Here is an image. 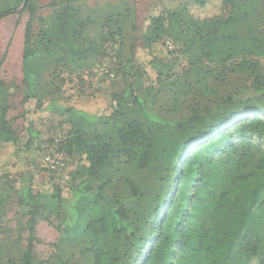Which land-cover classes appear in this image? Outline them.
I'll use <instances>...</instances> for the list:
<instances>
[{
	"label": "trees",
	"instance_id": "trees-1",
	"mask_svg": "<svg viewBox=\"0 0 264 264\" xmlns=\"http://www.w3.org/2000/svg\"><path fill=\"white\" fill-rule=\"evenodd\" d=\"M84 1L55 0L51 5L57 8L39 17L37 33L33 32L37 7L30 2L24 5L30 19L22 54L26 89L23 136L2 120L0 151L5 145L10 151L7 160L0 159V179L5 168L30 163L34 142L40 137L32 115L45 108L40 90L46 73L50 71L47 84L55 85L61 93L74 78L80 85L79 93L84 94V73L97 65L106 44L121 38V29L113 20L103 23L96 37L87 35L91 23L76 7ZM222 1L224 15L207 19L191 16L184 20L182 13L187 15L191 3L205 6L210 0H185L177 8H156L142 36L148 47L160 40L184 39L187 50L197 52L196 61L218 62L220 74L240 71L254 76L250 84L227 97L231 104L238 102L237 109L218 134L199 133V141L185 145L189 147L183 165L173 169L176 182L167 186L166 205L156 206L139 227L135 210L127 202L146 200L148 189L130 181L131 194L125 198L113 188L122 165L139 172L152 162L155 140L141 116L150 123H166L151 99L138 93L132 75L126 73V86L113 94L115 106L110 114L92 113L51 99L46 109L59 112L70 126L64 139L58 140L57 150L76 156L80 165L72 171L68 185L39 183L31 176L15 189L22 194L20 202L28 206L30 218L27 246L12 264H44L34 257L37 217L42 212L59 220L61 241L79 242L81 254L91 264H251L255 259L257 264H264V110L250 104L254 99L264 100V69L259 61L264 56V0ZM15 10L5 8L0 17ZM148 63L152 68L162 65L156 58ZM162 75L158 72L153 82L159 83ZM242 106L249 109L242 111ZM237 116L242 119L239 126L245 128L240 138L233 130L235 125L229 126ZM199 119V113L191 116L192 122ZM242 143L257 147V166L249 173L239 170L228 189L216 191L215 187L220 188L217 171L227 163L221 159L237 154ZM244 158L242 152L236 161L239 169L245 165ZM60 260L57 264H75V258L63 263Z\"/></svg>",
	"mask_w": 264,
	"mask_h": 264
},
{
	"label": "rangeland",
	"instance_id": "rangeland-1",
	"mask_svg": "<svg viewBox=\"0 0 264 264\" xmlns=\"http://www.w3.org/2000/svg\"><path fill=\"white\" fill-rule=\"evenodd\" d=\"M55 0H0V11L5 8H16L15 12L0 17V126L5 119L20 136H23L25 110L24 97L26 89L23 85V48L25 41V27L30 19L29 10L24 5H36L33 32L40 28L39 17L51 14L57 7L51 4ZM185 0H86L76 3L81 16L91 23L86 29L87 35L96 37L101 25L108 20L120 27L121 38L106 44L105 54L99 58L97 65L84 73L86 82L81 85L84 94L79 93L78 80L74 79L64 86L65 92L61 93L55 85L49 86V72L41 85L44 109L33 114L40 137L33 145L29 156L30 163L26 161L22 166L3 170L0 179V264H12L13 260L21 257L27 246L28 229L26 225L30 218L28 206L21 202V193L15 189L26 177H35L39 183L58 182L68 185L71 173L80 165L76 156L66 153V168L61 173H53L42 166V159L46 151L58 148V140L64 139L70 126L64 122L59 112L46 109L51 99L74 104L78 108L92 113L110 114L115 106L113 94L123 90L126 86V73L131 76L138 93L149 97L158 115L166 123H150L145 116H141L144 126L155 140L153 158L150 166L144 171H131L126 166H121V171L116 175L114 191L121 197H128L130 192L129 182L134 181L137 186L147 188L146 200L134 204L127 202L134 208L138 226L143 225L142 220L149 219L156 206L166 205L169 196L167 186L176 182L174 167L183 165L185 146L190 141H199L203 135L218 134L231 115L236 112L238 102H227L229 95L235 94L240 87L251 83L254 76H247L245 72H226L220 74L218 62L205 64L196 61V51L187 50L184 39L176 41L171 38L173 48L169 49L166 41L160 40L151 47L146 46L142 36L149 24V15L157 12L154 9L177 8ZM187 15L182 13L184 20L187 17L207 19L224 15L225 9L222 0H210L205 6L189 4ZM191 17V18H192ZM261 21V19H260ZM245 32V28L240 30ZM257 29L254 31L256 34ZM173 40V41H172ZM195 57V58H194ZM156 58L162 63L160 68H152L150 59ZM195 61V62H193ZM261 67L264 69V56L260 57ZM201 67V68H199ZM111 70V74H109ZM204 70L209 71L202 73ZM162 72L161 81L153 82L156 74ZM252 108L264 110V100L254 99L250 102ZM34 106V104H33ZM240 110L246 111L249 108ZM251 108V107H250ZM199 113L200 119L192 122L191 116ZM247 113L243 116L247 117ZM241 116H237L229 126H234L237 137L245 132L241 128ZM216 127L212 128V126ZM237 138V139H238ZM193 143V142H192ZM192 146V144H191ZM10 146L0 151V159L7 160ZM245 153V165L239 169L236 165L239 157ZM260 153L256 146L239 145L238 153L231 158L223 157L219 176L220 189H228L232 185L236 174L251 172L258 164ZM20 172V173H19ZM171 181V182H170ZM211 201L208 200L207 205ZM36 236L34 243L35 258L42 263L57 264V260L65 262L69 258L75 264H91L87 256L81 254L79 242H64L60 239L59 220L55 216H48L42 212L37 217ZM147 235V234H146ZM69 257V258H68ZM134 260L133 263H135ZM255 259L251 264H257Z\"/></svg>",
	"mask_w": 264,
	"mask_h": 264
},
{
	"label": "built area",
	"instance_id": "built-area-1",
	"mask_svg": "<svg viewBox=\"0 0 264 264\" xmlns=\"http://www.w3.org/2000/svg\"><path fill=\"white\" fill-rule=\"evenodd\" d=\"M166 44L169 49L173 48L171 41L167 40ZM111 76L114 77L113 74ZM41 162L43 167L55 173H61L67 165L64 153L59 152L56 147L46 151Z\"/></svg>",
	"mask_w": 264,
	"mask_h": 264
}]
</instances>
